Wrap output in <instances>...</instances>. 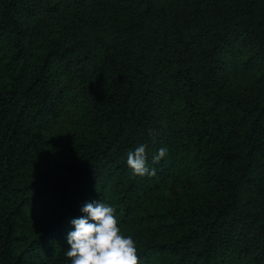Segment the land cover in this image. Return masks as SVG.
I'll use <instances>...</instances> for the list:
<instances>
[{"label":"trees","instance_id":"trees-1","mask_svg":"<svg viewBox=\"0 0 264 264\" xmlns=\"http://www.w3.org/2000/svg\"><path fill=\"white\" fill-rule=\"evenodd\" d=\"M100 201L139 264H264V0H0V264Z\"/></svg>","mask_w":264,"mask_h":264},{"label":"clouds","instance_id":"clouds-1","mask_svg":"<svg viewBox=\"0 0 264 264\" xmlns=\"http://www.w3.org/2000/svg\"><path fill=\"white\" fill-rule=\"evenodd\" d=\"M150 136L155 133L149 132ZM146 145H139L127 153V166L134 177L151 178L156 169L150 167ZM168 154L162 146L152 156L151 163L158 165ZM83 216L71 221L74 228L67 235L69 245L65 255L71 264H139L138 249L130 235H123L116 209L102 201L86 203Z\"/></svg>","mask_w":264,"mask_h":264}]
</instances>
